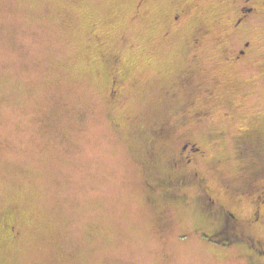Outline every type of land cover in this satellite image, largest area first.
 Instances as JSON below:
<instances>
[{
	"label": "rangeland",
	"instance_id": "obj_1",
	"mask_svg": "<svg viewBox=\"0 0 264 264\" xmlns=\"http://www.w3.org/2000/svg\"><path fill=\"white\" fill-rule=\"evenodd\" d=\"M242 4L0 0V264H244L194 229L196 186L147 187L189 142L203 187L253 208L236 151L264 152V0L235 30Z\"/></svg>",
	"mask_w": 264,
	"mask_h": 264
},
{
	"label": "flooded vegetation",
	"instance_id": "obj_2",
	"mask_svg": "<svg viewBox=\"0 0 264 264\" xmlns=\"http://www.w3.org/2000/svg\"><path fill=\"white\" fill-rule=\"evenodd\" d=\"M251 1L243 0V4L239 8V17L234 23L235 30L253 10V7L248 6ZM247 45L248 42L243 43L242 48L231 52L229 56L225 57V61H229L230 64L239 62L245 56ZM195 115L199 116L200 114ZM195 115L196 121H199L200 118ZM169 125V123H164L159 126L154 134V141L170 136L168 134ZM174 145L177 146L174 147L168 161L162 165L169 172L163 173L161 177L157 175L152 184H147L150 192L158 195L163 205L170 201H179L187 205L190 203L189 197L184 192L196 186L199 189V194L192 202L196 209L193 216L194 219L196 218L195 221L200 222L201 227L194 229L211 235L213 240L211 239L210 243L214 244L212 248L217 246L216 249L223 250L234 246L239 256L243 258L244 264H264V235L248 231V229H254L264 232V205L261 206L264 204V152H252L250 148L243 145L236 151L237 159L248 158L252 153V157L255 159V162L252 163L253 168L251 165V169L247 172L246 169H242L244 172L239 178L241 186L236 189L239 197L254 198L253 208L248 216L241 218L223 205L210 189L203 187V180L199 178L196 163V159L203 156H198L199 148L189 142L175 143ZM148 157L153 163L159 161L154 160L153 154L149 153ZM239 201L240 198L237 199L234 206ZM200 241L209 247L207 242Z\"/></svg>",
	"mask_w": 264,
	"mask_h": 264
}]
</instances>
